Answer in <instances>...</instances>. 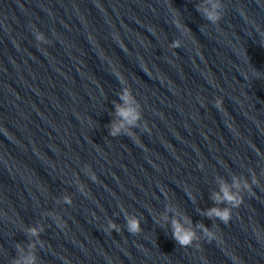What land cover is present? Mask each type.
<instances>
[{
	"label": "clouds",
	"instance_id": "obj_1",
	"mask_svg": "<svg viewBox=\"0 0 264 264\" xmlns=\"http://www.w3.org/2000/svg\"><path fill=\"white\" fill-rule=\"evenodd\" d=\"M196 11L212 25H218L225 14L224 0H198L195 5ZM175 26L181 31L182 35H188L191 29L183 24L177 17L174 20ZM33 31L34 38L38 44H51L52 41L48 39L45 34L40 31L35 25L30 26ZM182 42L179 38L172 41L170 47L172 49H179ZM118 79L124 82V77L117 73ZM119 96V103L114 104V118L108 125L109 136H128L136 138L139 142L135 129L142 131H150L148 124L143 119V110L141 103L137 100L136 96L130 87L125 86L122 88ZM203 104V100H201ZM214 106L218 109L222 108L223 100L217 97L214 100ZM203 167V165H200ZM82 171L93 182L98 180L97 175L92 170L90 165H84ZM250 177H240L233 175L230 182L224 179L218 181V190L211 193L210 199L213 201L214 206L204 210L202 215L210 220H219L227 225L232 220L233 209L239 208L244 202V193L249 195L253 194V186H258L260 181L255 170L249 172ZM78 190L85 195H88L86 186L83 183L78 184ZM57 203L71 205L73 203L70 195H64L58 198ZM223 205V207H221ZM166 212L171 213V208H166ZM178 212V210H177ZM50 217L55 221L57 226L61 229L65 227V222L60 215L50 212ZM124 218L126 221L125 227L127 231L136 235L142 231L140 217L125 212ZM164 223L161 225L170 226L173 239L181 247L187 248L195 246L197 249L201 247L200 241L202 239L211 242L212 240H219L216 232L210 227L206 226L202 221L192 222L191 218L186 214L178 215L172 213L171 217L164 215L162 217ZM43 225L25 226L23 231L28 238L27 244L17 243L15 246L16 255L12 259L11 264H40V257L38 249L45 246V241L41 239V233L44 232ZM119 233L121 227L109 219L104 228L106 233L112 231ZM259 235V229H257Z\"/></svg>",
	"mask_w": 264,
	"mask_h": 264
}]
</instances>
